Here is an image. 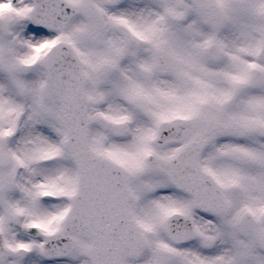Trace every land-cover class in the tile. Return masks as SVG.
I'll return each instance as SVG.
<instances>
[{
    "label": "snow or ice",
    "instance_id": "6c2138e0",
    "mask_svg": "<svg viewBox=\"0 0 264 264\" xmlns=\"http://www.w3.org/2000/svg\"><path fill=\"white\" fill-rule=\"evenodd\" d=\"M0 264H264V0H0Z\"/></svg>",
    "mask_w": 264,
    "mask_h": 264
}]
</instances>
